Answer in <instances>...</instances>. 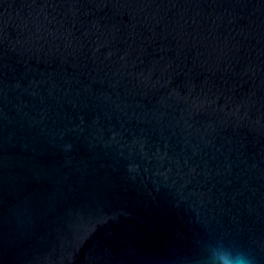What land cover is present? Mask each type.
Masks as SVG:
<instances>
[{
    "label": "water",
    "instance_id": "obj_1",
    "mask_svg": "<svg viewBox=\"0 0 264 264\" xmlns=\"http://www.w3.org/2000/svg\"><path fill=\"white\" fill-rule=\"evenodd\" d=\"M264 264V0H0V264Z\"/></svg>",
    "mask_w": 264,
    "mask_h": 264
},
{
    "label": "clouds",
    "instance_id": "obj_2",
    "mask_svg": "<svg viewBox=\"0 0 264 264\" xmlns=\"http://www.w3.org/2000/svg\"><path fill=\"white\" fill-rule=\"evenodd\" d=\"M200 264H253L254 257L236 246L218 239L215 243L201 244Z\"/></svg>",
    "mask_w": 264,
    "mask_h": 264
}]
</instances>
